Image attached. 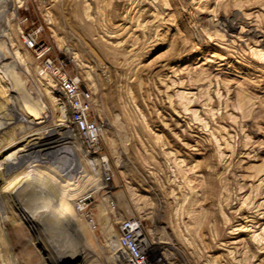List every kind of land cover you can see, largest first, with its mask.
I'll return each instance as SVG.
<instances>
[{
	"label": "rangeland",
	"instance_id": "1",
	"mask_svg": "<svg viewBox=\"0 0 264 264\" xmlns=\"http://www.w3.org/2000/svg\"><path fill=\"white\" fill-rule=\"evenodd\" d=\"M34 34L91 91L98 154ZM14 153L0 264H126L131 217L156 264H264V0H0V165Z\"/></svg>",
	"mask_w": 264,
	"mask_h": 264
},
{
	"label": "built area",
	"instance_id": "2",
	"mask_svg": "<svg viewBox=\"0 0 264 264\" xmlns=\"http://www.w3.org/2000/svg\"><path fill=\"white\" fill-rule=\"evenodd\" d=\"M24 43L27 48L36 50L38 59L41 60L39 70L62 92L70 108V124L73 129L81 135L85 145L98 154L101 148V128L97 120L92 117L93 96L91 91L88 88L84 91L81 88L83 83L80 78L68 74L62 64H57L49 56L51 51L49 48L38 46L35 34L26 36ZM111 180L112 176L107 162L104 181L109 183ZM94 195L93 192L81 194L76 199L75 206L77 212L96 228L92 214ZM117 247L126 264H156L149 258L150 244L140 219L131 217L120 222Z\"/></svg>",
	"mask_w": 264,
	"mask_h": 264
},
{
	"label": "bare ground",
	"instance_id": "3",
	"mask_svg": "<svg viewBox=\"0 0 264 264\" xmlns=\"http://www.w3.org/2000/svg\"><path fill=\"white\" fill-rule=\"evenodd\" d=\"M232 26V25H231ZM233 27V26H232ZM44 119V117H39L38 118V122H36V123H34V124H42L43 123V120ZM43 120V121H42ZM40 126V125H39ZM28 136V135H27ZM25 150V149H24ZM18 155V154H17ZM14 157H16L17 159H18V157L16 156V154L14 153V154H12V155H10V156H8L7 157V159L6 160H4L3 162H1V165L0 166H4V165H6V164H10L12 161H14L15 160V158ZM104 159V158H103ZM103 161V160H102ZM103 163H104V165L106 164V161H103ZM13 164V163H12ZM14 164H18V163H14ZM3 166H2V168H3ZM32 175V174H31ZM8 188V187H7ZM80 216V215H79Z\"/></svg>",
	"mask_w": 264,
	"mask_h": 264
},
{
	"label": "water",
	"instance_id": "4",
	"mask_svg": "<svg viewBox=\"0 0 264 264\" xmlns=\"http://www.w3.org/2000/svg\"><path fill=\"white\" fill-rule=\"evenodd\" d=\"M81 88L86 91L87 87L85 85H82Z\"/></svg>",
	"mask_w": 264,
	"mask_h": 264
}]
</instances>
